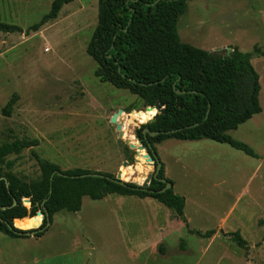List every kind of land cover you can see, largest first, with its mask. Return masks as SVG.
Here are the masks:
<instances>
[{
  "label": "rangeland",
  "instance_id": "obj_1",
  "mask_svg": "<svg viewBox=\"0 0 264 264\" xmlns=\"http://www.w3.org/2000/svg\"><path fill=\"white\" fill-rule=\"evenodd\" d=\"M53 2L0 0V22L23 30L0 32V144L23 138L39 141L38 146L8 156L2 168L26 181L39 179L34 149L64 170L82 168L118 177L121 168H129V175L121 178L141 185L155 167L130 144L131 137L138 143L136 130L147 123L133 114L146 106L129 90L97 76L98 63L87 53L98 24L99 0H74L56 19L31 30ZM178 32L183 42L207 51L253 53L260 76L263 112L228 131L257 157L209 139L171 138L156 144L165 178L186 199L184 219L189 227L214 230V235L189 233L184 219L150 197L85 196L81 211L55 214L39 247L0 231V259L264 264V0H191ZM120 111L125 116L113 123ZM220 231L240 232L248 249L231 237H221Z\"/></svg>",
  "mask_w": 264,
  "mask_h": 264
},
{
  "label": "trees",
  "instance_id": "obj_2",
  "mask_svg": "<svg viewBox=\"0 0 264 264\" xmlns=\"http://www.w3.org/2000/svg\"><path fill=\"white\" fill-rule=\"evenodd\" d=\"M73 1L54 0L50 11L31 30L38 31L56 19L63 6ZM189 1L99 0L98 24L87 47V53L98 63L97 76L137 95L146 107L154 106L157 101L165 107V112L157 114L153 122L144 123L136 130V136L147 147L146 136L156 151V144L171 138L209 139L257 157L248 144L228 134L263 112L260 76L252 63L253 53L238 49L230 53L207 51L183 42L178 22ZM22 31L18 25L0 22V32ZM12 103H8L5 113H10ZM144 112L150 119L156 114L155 109ZM146 128L160 134L152 137L144 132ZM38 145L37 139L26 138L0 144V178H5L0 180L2 233L14 238H28L26 233L30 232L39 238L50 228L47 212L53 223L55 214L60 211H80L85 196L93 200H102L111 194L150 197L171 208L177 218L184 219L185 197L177 194L173 187L163 191L167 185L161 180L167 179L164 165L158 178L153 176L148 190L136 183L121 184L108 172L82 168L64 170L41 158L34 149L32 154L41 171L39 179L26 181L3 170L8 156ZM148 150L151 153L149 147ZM126 151L129 156L127 146ZM132 159L129 156V160ZM90 173H100L103 177H82ZM14 199L16 205H13ZM25 199L30 200L29 206L24 203ZM39 211L45 214L40 227L42 216H37ZM185 222L191 234L208 238L215 233L214 230L191 229ZM230 235L238 246L248 249L240 232Z\"/></svg>",
  "mask_w": 264,
  "mask_h": 264
},
{
  "label": "water",
  "instance_id": "obj_3",
  "mask_svg": "<svg viewBox=\"0 0 264 264\" xmlns=\"http://www.w3.org/2000/svg\"><path fill=\"white\" fill-rule=\"evenodd\" d=\"M152 109H155V110H156V114H155L151 119H149V120L147 121V123L153 122V121L155 120V116H156L157 114H159V113H164V112H165V107H163L159 101H157V102L155 103L154 106H147V107H146V110H152ZM120 113H121V111H120ZM208 114H209V112H208ZM207 117H208V115H207ZM117 118H118V113H116V114L113 115L111 121H112L113 123H115V122H117V120H118ZM144 132H145V133H148V134H149L150 136H152V137L157 136V135L160 134V132H152V131H150L149 128H146V129L144 130ZM171 132H174V131H171ZM146 140H147V145H148V147H149L151 153L149 152L148 147L145 145L144 141H143L140 137H137V141H138V143H139V144L141 145V147H142L143 149H145V151H146V154H147V155H146V159H148V161H149L151 164H153L154 167H155V173H154L152 176H148V177L145 179V181H144L141 185H139L142 189L148 190V188H149V186H150V183H151V180H152L153 176H154L155 178H158V174L160 173V170H161V168H162V166H163V163H162V161H161V159H160V157H159L158 152L155 150L153 144H152L151 141L147 138V136H146ZM130 147H131V148H137V146L135 145V143H131V144H130ZM127 164H128V162H125V163H124V165H127ZM88 175H89V176L103 177V175L100 174V173L84 174V175H82V177H86V176H88ZM3 179L5 180L4 177L0 178V180H3ZM52 179H53V177H52ZM116 179H117V181H118L119 183H121V184H125V183H127L126 181H124V180L121 178V174H119L118 177H116ZM161 180H162L163 182L167 183V185H166L165 189H163V191H165V190H167V189L173 187V183H172V182H168L167 179H161ZM7 186L9 187V182H7ZM24 202H29V203H30V200H29V199H25ZM16 204H17V200L14 199V203H13V205H16ZM37 216H42V222H41V224L38 226V227H40V226L43 224V222H44L45 214H44L43 211H39V212L37 213ZM46 216H47V220H48L47 226L49 227V226H51L52 223H51V221H50V216H49V213H48V212L46 213ZM38 227H34L33 229L38 228ZM30 229H32V228H30ZM23 230H29V229H23ZM26 234H27L28 236H33V233H30V232H27ZM219 235H220L221 237H231V235L225 234L223 231H220V232H219Z\"/></svg>",
  "mask_w": 264,
  "mask_h": 264
},
{
  "label": "crops",
  "instance_id": "obj_4",
  "mask_svg": "<svg viewBox=\"0 0 264 264\" xmlns=\"http://www.w3.org/2000/svg\"><path fill=\"white\" fill-rule=\"evenodd\" d=\"M106 198L107 197H105L104 199ZM119 212L121 213L120 210ZM120 223H122L121 220ZM24 240H29L33 242V244H36V246L39 247V245L41 244L42 237L36 238L34 236H30L29 238H25ZM96 263H97L96 259H0V264H96Z\"/></svg>",
  "mask_w": 264,
  "mask_h": 264
},
{
  "label": "bare ground",
  "instance_id": "obj_5",
  "mask_svg": "<svg viewBox=\"0 0 264 264\" xmlns=\"http://www.w3.org/2000/svg\"><path fill=\"white\" fill-rule=\"evenodd\" d=\"M154 109H152V110H147V111H153ZM126 112V111H125ZM136 118H138V120L141 122V123H144V122H147L149 119H150V116L147 114V113H145L144 111H140V112H135L134 114H133ZM125 116V114L123 113V111H122V113H118V120L120 121L123 117ZM121 122V121H120ZM128 126V125H127ZM128 131H129V129H128ZM126 133H127V131H126ZM131 140H133V143H135V145L137 146V149H138V151H139V153H140V156L142 157V158H145L146 157V153L143 151L144 149L141 147V145L140 144H138L136 141H135V139H134V137H131ZM144 164V163H143ZM145 165H147V162H146V164ZM144 165V166H145ZM120 174H121V176H122V178H126L128 175H129V168H121L120 170ZM144 174V173H143ZM134 176V175H133ZM132 179V178H131Z\"/></svg>",
  "mask_w": 264,
  "mask_h": 264
}]
</instances>
